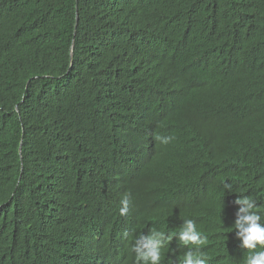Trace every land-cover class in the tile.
Wrapping results in <instances>:
<instances>
[{"label": "trees", "instance_id": "trees-1", "mask_svg": "<svg viewBox=\"0 0 264 264\" xmlns=\"http://www.w3.org/2000/svg\"><path fill=\"white\" fill-rule=\"evenodd\" d=\"M239 196L264 214V0H0V264H136L186 219L243 264Z\"/></svg>", "mask_w": 264, "mask_h": 264}, {"label": "clouds", "instance_id": "clouds-1", "mask_svg": "<svg viewBox=\"0 0 264 264\" xmlns=\"http://www.w3.org/2000/svg\"><path fill=\"white\" fill-rule=\"evenodd\" d=\"M162 144H168L172 137H158ZM225 193H233L232 185L225 182ZM131 197L126 194L120 201L121 216L129 213ZM234 203L238 205L233 227L238 247L247 249L243 256V264H264V214L258 211V204L254 198L238 197ZM175 235L179 244L187 247L183 254L182 264H207V256L201 248L207 244V237L203 236L193 219H186L178 234L168 235L163 231L152 230L149 235H141L133 251L136 264H162V250Z\"/></svg>", "mask_w": 264, "mask_h": 264}]
</instances>
